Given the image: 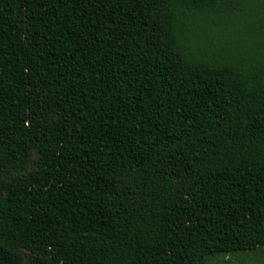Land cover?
<instances>
[{
	"label": "trees",
	"instance_id": "16d2710c",
	"mask_svg": "<svg viewBox=\"0 0 264 264\" xmlns=\"http://www.w3.org/2000/svg\"><path fill=\"white\" fill-rule=\"evenodd\" d=\"M261 247L264 0H0V264Z\"/></svg>",
	"mask_w": 264,
	"mask_h": 264
},
{
	"label": "rangeland",
	"instance_id": "374dc122",
	"mask_svg": "<svg viewBox=\"0 0 264 264\" xmlns=\"http://www.w3.org/2000/svg\"><path fill=\"white\" fill-rule=\"evenodd\" d=\"M36 166V154L30 158L28 165L21 171L23 174H29ZM13 172L12 174H16ZM208 264H264V248L257 250H239L233 253H219L211 256Z\"/></svg>",
	"mask_w": 264,
	"mask_h": 264
}]
</instances>
